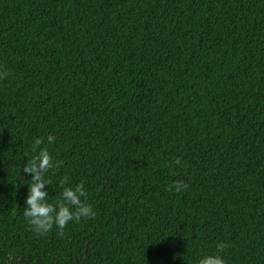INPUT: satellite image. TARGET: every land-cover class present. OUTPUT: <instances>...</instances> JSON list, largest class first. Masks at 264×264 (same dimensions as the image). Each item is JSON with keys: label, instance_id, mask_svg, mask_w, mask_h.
<instances>
[{"label": "trees", "instance_id": "16d2710c", "mask_svg": "<svg viewBox=\"0 0 264 264\" xmlns=\"http://www.w3.org/2000/svg\"><path fill=\"white\" fill-rule=\"evenodd\" d=\"M4 71L0 264H264V0H0ZM37 138L95 212L62 234L22 214Z\"/></svg>", "mask_w": 264, "mask_h": 264}, {"label": "clouds", "instance_id": "9594fccd", "mask_svg": "<svg viewBox=\"0 0 264 264\" xmlns=\"http://www.w3.org/2000/svg\"><path fill=\"white\" fill-rule=\"evenodd\" d=\"M6 75V71L0 72V79H3ZM54 141V136L49 135L47 137L49 144ZM43 143V138L35 139L32 149L36 154L30 157L26 154L27 161L24 164L23 172L26 175H31V180L27 183L28 196L22 214L37 234H47L54 226L60 230L58 234H62L63 229L70 221L75 220L78 222L81 218H94L95 212L91 204L81 199L87 196L82 182L73 188L71 186L64 187L67 181H61L62 192L55 202H49V193L45 188L50 184V180L45 178V174L50 169L58 168L61 162L53 160L47 147H40ZM175 163L179 164L180 159L177 158ZM173 187L176 192H180L182 190L186 191L188 185L184 181H176L174 186H169L167 190L172 191ZM73 209L75 210L73 211ZM226 247H229V245L224 242L217 244V254L205 255L203 258L198 259L197 264H226V261L219 255Z\"/></svg>", "mask_w": 264, "mask_h": 264}]
</instances>
